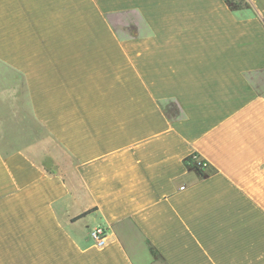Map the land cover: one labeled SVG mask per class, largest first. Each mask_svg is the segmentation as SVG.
I'll list each match as a JSON object with an SVG mask.
<instances>
[{
    "label": "crops",
    "instance_id": "0c3cea01",
    "mask_svg": "<svg viewBox=\"0 0 264 264\" xmlns=\"http://www.w3.org/2000/svg\"><path fill=\"white\" fill-rule=\"evenodd\" d=\"M233 3L0 0V264H264V0Z\"/></svg>",
    "mask_w": 264,
    "mask_h": 264
},
{
    "label": "built area",
    "instance_id": "2783aa9c",
    "mask_svg": "<svg viewBox=\"0 0 264 264\" xmlns=\"http://www.w3.org/2000/svg\"><path fill=\"white\" fill-rule=\"evenodd\" d=\"M201 161H197V165H200ZM90 237L97 247H103L108 242L107 233L101 227L93 229L90 233Z\"/></svg>",
    "mask_w": 264,
    "mask_h": 264
},
{
    "label": "trees",
    "instance_id": "16d2710c",
    "mask_svg": "<svg viewBox=\"0 0 264 264\" xmlns=\"http://www.w3.org/2000/svg\"><path fill=\"white\" fill-rule=\"evenodd\" d=\"M225 2L227 3V5H229L231 8H235L236 7V3H233V0H225ZM263 23H264V19H263ZM171 116H176V113L173 112ZM195 169L199 172L200 174V169H198V167L195 166Z\"/></svg>",
    "mask_w": 264,
    "mask_h": 264
},
{
    "label": "rangeland",
    "instance_id": "374dc122",
    "mask_svg": "<svg viewBox=\"0 0 264 264\" xmlns=\"http://www.w3.org/2000/svg\"><path fill=\"white\" fill-rule=\"evenodd\" d=\"M44 135V134H43Z\"/></svg>",
    "mask_w": 264,
    "mask_h": 264
}]
</instances>
